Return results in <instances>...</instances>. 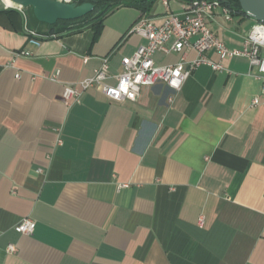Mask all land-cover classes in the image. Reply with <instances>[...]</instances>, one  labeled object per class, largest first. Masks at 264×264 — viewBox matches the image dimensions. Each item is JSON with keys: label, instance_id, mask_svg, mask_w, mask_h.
<instances>
[{"label": "crops", "instance_id": "1", "mask_svg": "<svg viewBox=\"0 0 264 264\" xmlns=\"http://www.w3.org/2000/svg\"><path fill=\"white\" fill-rule=\"evenodd\" d=\"M9 3L0 0V264H264L259 69L234 57L222 71L201 65L178 92L158 84L114 101L95 86L70 107L65 87L106 57L116 84L122 60L146 43L130 33L141 12L117 9L95 41L92 29L45 35L31 8ZM156 6L149 17L161 24ZM209 24L242 50L256 21L219 9ZM32 32L49 38L32 45ZM182 58L155 55L162 65ZM196 58L188 51L185 62ZM27 217L36 230L17 233Z\"/></svg>", "mask_w": 264, "mask_h": 264}, {"label": "built area", "instance_id": "2", "mask_svg": "<svg viewBox=\"0 0 264 264\" xmlns=\"http://www.w3.org/2000/svg\"><path fill=\"white\" fill-rule=\"evenodd\" d=\"M66 4H76L77 0H56ZM178 0H160L165 7L164 18L161 24H157L152 18L142 16L130 33L138 35L146 41L136 53L122 60V71L116 77V84L109 85L110 57L103 59L101 67L91 77H88L75 85L65 87L63 100L68 106L80 104L84 94L95 86H102L104 94L114 100L136 101L140 97L143 87L165 84L169 89L178 92L184 83L191 77L194 71L201 65H208L214 71L225 69L224 61L234 57H246L250 61L251 68L259 69L260 78L263 81L264 92V58L261 50L264 49V23L256 22L246 34L242 50H231L212 31L209 21L213 19L216 11H222L225 18L232 20L235 9L226 7L220 0H194L181 5V11L171 10V3ZM30 43L39 46L40 36L32 32ZM55 37V36H53ZM195 50L197 58L189 63L185 62L186 52ZM215 51L220 58L219 62L210 60L207 53ZM163 53L182 54V60L175 65H162L155 61V55ZM22 52L17 56H27ZM260 104L259 99L253 101L254 106ZM62 144V141H59ZM39 173L43 171L38 170ZM203 222V218L200 223ZM37 223L27 217L15 227V231L22 235H32ZM10 252L15 247L9 248Z\"/></svg>", "mask_w": 264, "mask_h": 264}, {"label": "trees", "instance_id": "3", "mask_svg": "<svg viewBox=\"0 0 264 264\" xmlns=\"http://www.w3.org/2000/svg\"><path fill=\"white\" fill-rule=\"evenodd\" d=\"M159 0H77V4L82 5L85 3H92L95 5V9L89 15L74 21H59L55 25H45L36 20L40 25L46 27L45 35L63 36L67 34H77L85 31L86 29H92L94 31L96 41L104 29V21L106 18L122 7L135 8L139 10L142 16H150L154 11L155 6ZM186 3L194 0H182ZM229 8L236 9V11L242 12L241 6L237 0H220ZM32 9V8H31ZM33 11V10H32ZM37 33V32H36ZM39 34V33H38Z\"/></svg>", "mask_w": 264, "mask_h": 264}, {"label": "water", "instance_id": "4", "mask_svg": "<svg viewBox=\"0 0 264 264\" xmlns=\"http://www.w3.org/2000/svg\"><path fill=\"white\" fill-rule=\"evenodd\" d=\"M20 8H32L34 17L42 24L53 26L59 21L79 20L95 9L92 3L66 4L56 0H9ZM242 12L256 22L264 23V0H237ZM222 2V1H221Z\"/></svg>", "mask_w": 264, "mask_h": 264}, {"label": "rangeland", "instance_id": "5", "mask_svg": "<svg viewBox=\"0 0 264 264\" xmlns=\"http://www.w3.org/2000/svg\"><path fill=\"white\" fill-rule=\"evenodd\" d=\"M171 6L174 8V4H173V2H172V4H171ZM157 8H158V10L159 11H165V7L161 4V2H159L158 1V3H157V6H156ZM28 9H30V8H28ZM137 12H138V14H139V10H137V9H135ZM135 10H131V12H127V10H124V12L123 13H133Z\"/></svg>", "mask_w": 264, "mask_h": 264}, {"label": "bare ground", "instance_id": "6", "mask_svg": "<svg viewBox=\"0 0 264 264\" xmlns=\"http://www.w3.org/2000/svg\"><path fill=\"white\" fill-rule=\"evenodd\" d=\"M10 4V6H15L14 4H12L11 2L9 3Z\"/></svg>", "mask_w": 264, "mask_h": 264}]
</instances>
